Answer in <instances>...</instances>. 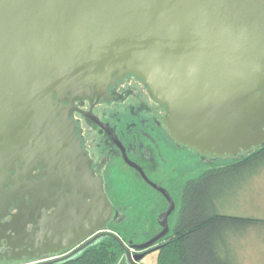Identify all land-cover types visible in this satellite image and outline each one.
<instances>
[{
  "label": "water",
  "instance_id": "water-1",
  "mask_svg": "<svg viewBox=\"0 0 264 264\" xmlns=\"http://www.w3.org/2000/svg\"><path fill=\"white\" fill-rule=\"evenodd\" d=\"M116 71L142 78L166 106L170 134L198 152L234 155L264 143V0H0V113L44 116L54 92L105 88ZM127 161L169 202L162 230L132 244L146 249L169 232L176 201ZM97 181L79 182L91 197L82 238L112 220ZM155 248L126 253L139 264Z\"/></svg>",
  "mask_w": 264,
  "mask_h": 264
},
{
  "label": "flooded vegetation",
  "instance_id": "flooded-vegetation-1",
  "mask_svg": "<svg viewBox=\"0 0 264 264\" xmlns=\"http://www.w3.org/2000/svg\"><path fill=\"white\" fill-rule=\"evenodd\" d=\"M41 109L44 116L37 118L19 117L8 110L0 113V264H35L75 257L102 235L113 233L114 226L121 223V207L112 187L113 168L117 161H124L158 192L127 161L144 170L143 160L153 157L146 141L157 142L158 134L170 146L187 149L204 159L240 157L264 146L240 148L234 155L223 156L188 147L170 134L164 121L166 106L133 73L116 71L107 87L101 89L54 92L52 102ZM82 168L89 169L91 179L82 175ZM98 177L114 207L112 220L102 230L82 238L88 227L79 229L78 221L85 217L91 197L83 195L79 182L97 183ZM155 205L158 214V203ZM93 224L97 223L92 222L90 227ZM154 226L148 238L125 242L126 251L131 250L133 255L157 247L158 241L146 249L132 247L162 230L159 218L152 223L151 231ZM72 241L76 243L66 246Z\"/></svg>",
  "mask_w": 264,
  "mask_h": 264
},
{
  "label": "trees",
  "instance_id": "trees-1",
  "mask_svg": "<svg viewBox=\"0 0 264 264\" xmlns=\"http://www.w3.org/2000/svg\"><path fill=\"white\" fill-rule=\"evenodd\" d=\"M263 170L264 146L188 179L169 217L170 230L155 248L158 264H237L231 252V239L241 230L261 226L264 218L222 213L219 202L223 197L236 198L249 179ZM116 228L81 254L44 264H118L126 253L125 242H137L138 234L128 238L120 227Z\"/></svg>",
  "mask_w": 264,
  "mask_h": 264
},
{
  "label": "rangeland",
  "instance_id": "rangeland-1",
  "mask_svg": "<svg viewBox=\"0 0 264 264\" xmlns=\"http://www.w3.org/2000/svg\"><path fill=\"white\" fill-rule=\"evenodd\" d=\"M146 143L151 147L153 157L143 160L144 170L150 179L169 190L176 203L179 202V193L188 179L208 168L222 166L237 159L236 156L200 158L187 149L170 146L159 134L157 142ZM111 179L116 201L121 207V223L117 228L120 227L128 238L136 232L137 241L148 238L155 230V226L153 231L150 228L159 218V212L162 208H168L166 199L122 160L117 161ZM219 210L226 214L264 218V170L260 174H254L246 187L239 190L236 198L223 197L219 202ZM176 215L177 211L172 215L173 221ZM230 242L237 264H264V224L241 230ZM118 264H132L127 253ZM142 264H158V251L147 253Z\"/></svg>",
  "mask_w": 264,
  "mask_h": 264
}]
</instances>
